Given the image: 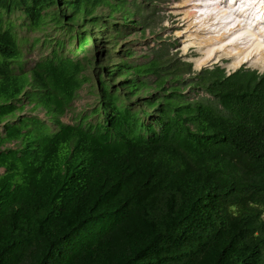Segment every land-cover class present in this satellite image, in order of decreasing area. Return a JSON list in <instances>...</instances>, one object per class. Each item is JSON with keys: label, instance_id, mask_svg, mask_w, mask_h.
Masks as SVG:
<instances>
[{"label": "trees", "instance_id": "1", "mask_svg": "<svg viewBox=\"0 0 264 264\" xmlns=\"http://www.w3.org/2000/svg\"><path fill=\"white\" fill-rule=\"evenodd\" d=\"M163 4L0 0L39 34L0 43V264H264V71H194Z\"/></svg>", "mask_w": 264, "mask_h": 264}, {"label": "rangeland", "instance_id": "2", "mask_svg": "<svg viewBox=\"0 0 264 264\" xmlns=\"http://www.w3.org/2000/svg\"><path fill=\"white\" fill-rule=\"evenodd\" d=\"M167 1L168 0H165L163 4V6H167L166 10L163 11V38L168 39L170 45H173V53L177 54L182 60L192 63L194 71L198 72L204 68H212L215 65L223 66L228 73L234 72L242 66L264 71V54L259 58L252 57L251 59L243 61L241 60L242 55L238 58L234 55V52H232L233 49H228L229 47L242 48L241 43L233 45L235 42H230V44H224V46L220 47V42H222L221 40L225 37H212V30L209 27L211 19H208L209 21H202L206 22L204 26L198 24V22H194L196 18L195 7L198 3H201L200 1L170 0L168 3ZM223 6L226 5L224 4ZM262 7L264 9V6ZM227 13L231 14L229 11H227ZM244 18L248 20L249 15L247 14ZM196 24H198L200 28H198ZM253 26L258 30L256 36L264 35V30H260L261 27H259L258 23L253 24ZM32 35L37 37L39 34L32 33ZM212 44H218L220 50H218V48H210ZM150 46H154V43L151 42ZM146 47L147 45L144 43L139 46L137 45L138 49ZM241 50L242 49H239L236 52L240 53ZM205 52H208L206 56H204ZM40 54L41 51L37 47L32 55L29 56V61L32 62L37 60ZM210 54H212V56H210ZM88 74H92L91 69L88 70ZM92 86H94L93 83H86L83 88L79 90L80 96L76 100L79 110L80 108L83 109L86 104L94 102L96 95L94 88H91ZM186 93L189 94L190 90H187ZM193 94L194 93L191 95Z\"/></svg>", "mask_w": 264, "mask_h": 264}, {"label": "bare ground", "instance_id": "3", "mask_svg": "<svg viewBox=\"0 0 264 264\" xmlns=\"http://www.w3.org/2000/svg\"><path fill=\"white\" fill-rule=\"evenodd\" d=\"M196 2V18L194 22L198 24H206L211 19L210 29L212 37H225L220 42V47L224 44L235 42L242 44V48L229 47L236 57L242 55L241 60L245 61L252 57H261L264 54V35L256 36L258 30L253 24L258 23L260 30H264V0H198ZM201 4V5H199ZM226 6H223V5ZM229 11L231 14H228ZM249 15L248 20L245 16ZM209 19V20H208ZM218 21V22H217ZM216 22V23H215ZM196 24V26H198ZM200 28V26H198ZM215 45V47H214ZM210 48H218V44H212ZM242 49L239 52L237 50ZM220 50V48H218ZM208 52H205V55ZM240 54V55H239ZM212 56V54H210ZM198 64V63H197ZM264 68V66H263Z\"/></svg>", "mask_w": 264, "mask_h": 264}, {"label": "clouds", "instance_id": "4", "mask_svg": "<svg viewBox=\"0 0 264 264\" xmlns=\"http://www.w3.org/2000/svg\"><path fill=\"white\" fill-rule=\"evenodd\" d=\"M170 0L167 1V3ZM162 2L164 3L165 0H162ZM1 14L4 16L5 18V25L2 28V39L0 41V43H4L6 40L14 37L16 43H19L21 41L22 38H25L27 34H29V25L27 20L28 16L26 14V12L22 11V10H13L10 12H5L4 10H0ZM32 33H30L31 35ZM38 37V36H37ZM50 47V46H49ZM39 50L41 51V54L38 56L37 59H39L41 56H43L44 54H46L48 52L47 48H43V47H39ZM36 50V48L34 50H32L30 52V54L27 55V59L29 60V56L32 55V53ZM36 61V60H35ZM34 61L29 63H33Z\"/></svg>", "mask_w": 264, "mask_h": 264}]
</instances>
